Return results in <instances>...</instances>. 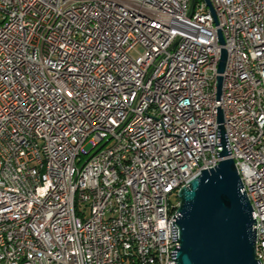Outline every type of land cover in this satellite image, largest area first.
<instances>
[{
  "label": "built area",
  "instance_id": "built-area-1",
  "mask_svg": "<svg viewBox=\"0 0 264 264\" xmlns=\"http://www.w3.org/2000/svg\"><path fill=\"white\" fill-rule=\"evenodd\" d=\"M225 157L264 264V0H0V264H177L173 198Z\"/></svg>",
  "mask_w": 264,
  "mask_h": 264
},
{
  "label": "water",
  "instance_id": "water-1",
  "mask_svg": "<svg viewBox=\"0 0 264 264\" xmlns=\"http://www.w3.org/2000/svg\"><path fill=\"white\" fill-rule=\"evenodd\" d=\"M220 41L225 42L221 33ZM227 60L228 52L223 48L219 73L225 71ZM217 80L220 96L224 76L219 74ZM219 121H224L222 109ZM220 128L225 145V129L223 125ZM221 155L228 156L229 150L224 147ZM242 188L232 157H225L214 168L203 169L181 188L177 264H261L256 257L253 207Z\"/></svg>",
  "mask_w": 264,
  "mask_h": 264
},
{
  "label": "bare ground",
  "instance_id": "bare-ground-1",
  "mask_svg": "<svg viewBox=\"0 0 264 264\" xmlns=\"http://www.w3.org/2000/svg\"><path fill=\"white\" fill-rule=\"evenodd\" d=\"M230 34L232 35V40H235L236 46H245L244 37L239 36L241 35V24L232 25V27H230ZM246 50H247V55H249L251 60H258V51L256 49V45L254 44V41H246ZM26 58L27 60H40V51H26ZM255 81L263 82V74L255 73ZM250 201L252 204V199H250ZM179 205H180V201L178 204V208ZM71 207H79V199H72ZM252 207L254 213V205H252ZM256 257H262V246H256ZM131 264H138V263H131Z\"/></svg>",
  "mask_w": 264,
  "mask_h": 264
},
{
  "label": "rangeland",
  "instance_id": "rangeland-1",
  "mask_svg": "<svg viewBox=\"0 0 264 264\" xmlns=\"http://www.w3.org/2000/svg\"><path fill=\"white\" fill-rule=\"evenodd\" d=\"M173 201H174V202H178V204H179L180 199L177 198V197L175 196V197L173 198Z\"/></svg>",
  "mask_w": 264,
  "mask_h": 264
}]
</instances>
